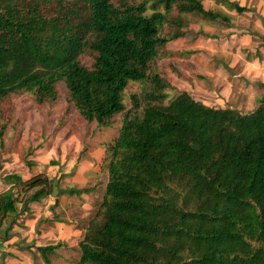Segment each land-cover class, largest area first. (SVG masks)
I'll list each match as a JSON object with an SVG mask.
<instances>
[{
  "label": "trees",
  "instance_id": "trees-1",
  "mask_svg": "<svg viewBox=\"0 0 264 264\" xmlns=\"http://www.w3.org/2000/svg\"><path fill=\"white\" fill-rule=\"evenodd\" d=\"M188 15L232 21L203 0H0V104L23 94L56 102L64 83L87 122L110 127L124 114L76 264H264V94L249 113L186 91L170 98L156 63L185 36ZM131 83L144 86L127 110ZM53 185L37 174L0 193V241ZM54 250L40 248L46 264Z\"/></svg>",
  "mask_w": 264,
  "mask_h": 264
},
{
  "label": "crops",
  "instance_id": "crops-1",
  "mask_svg": "<svg viewBox=\"0 0 264 264\" xmlns=\"http://www.w3.org/2000/svg\"><path fill=\"white\" fill-rule=\"evenodd\" d=\"M232 1L248 8L243 13V38L240 36L241 41L238 43L241 47L243 46V72L241 75L237 73L233 79L229 75L226 77L225 71L218 65L206 71L207 66L212 65L210 61L212 53L202 54L203 61L207 63L204 65L203 61H198V53L194 52V49L191 50L194 53L187 54L188 57H191L186 70L189 74L188 72L184 73L185 70L183 72L179 70L181 72L179 76L182 78L179 80L177 74L172 75L174 78H171L174 86L181 91L190 93L194 98L198 93L196 90L204 91L206 88L208 90L204 92L210 94L211 91L222 90L228 84L232 87V81L239 84L240 76H243V98L249 97L256 100L258 97L256 89L254 86L246 84L253 81L264 83V48L260 47L263 42L259 44L255 41L257 37L254 36L256 33L264 37V0ZM203 2L206 9L209 10L205 0ZM249 16L256 18L250 22ZM231 23H236V21ZM253 24L254 26H252ZM236 36L233 34V40H236ZM184 39L183 37L178 42L169 44L168 50L176 52L188 50L182 45L188 41ZM249 52L254 54L250 60H248ZM213 62L217 63L218 61L215 59ZM238 62H235L234 65L229 64V67L235 68L234 66H237ZM192 73L196 76H192ZM198 79L205 80L210 86L206 84L204 88ZM199 101L214 107L220 105L218 102V105L209 104L203 99H199ZM97 133H99L97 136L90 135L86 146L78 140L77 147L75 145L73 147L65 146L59 156L54 153L44 155L37 150L27 165L6 173L5 170H9V167L11 168L13 165L6 163L5 168L0 170V193L15 187L17 180L26 181L37 174H46L50 179L56 181L59 187L57 197L50 195L40 202H35L30 205L29 212L15 217L16 223L10 231V237L0 241V264H46L40 251V248L45 247H55L54 251L47 253L51 264H76L80 259L79 243L83 240L86 228L91 221L94 203L99 197H104L109 181L108 169L105 170V161L108 155V146L111 145L109 141L112 140V137L109 134L104 136L103 130ZM86 149L88 150L86 151ZM70 154H75V159H69ZM14 156L13 163L20 160L19 155ZM54 159L60 162L56 166H51V161ZM84 189L89 191L80 194L71 192Z\"/></svg>",
  "mask_w": 264,
  "mask_h": 264
},
{
  "label": "rangeland",
  "instance_id": "rangeland-1",
  "mask_svg": "<svg viewBox=\"0 0 264 264\" xmlns=\"http://www.w3.org/2000/svg\"><path fill=\"white\" fill-rule=\"evenodd\" d=\"M205 2L208 9L221 10L224 14L230 15L231 20L236 21V23H227L223 20L209 21L197 15H188L190 24L188 28L184 29L186 32L184 40L188 41L182 44L188 50L176 52L175 50L172 51L167 48L166 51L168 52V56L164 59H159L156 63L157 69H160L168 76L171 84L172 78H174L172 75L177 74L179 80L182 78L179 76L181 75L179 70L182 72L185 70L184 73L188 72L186 70L188 68L187 66H189V58H191L187 56L188 53L197 52L198 61H203L204 57L202 54L212 53L210 58L212 65L210 67L207 66L206 71L218 65L225 71L227 74H225L226 77L229 75L233 79L237 73L241 75L243 72V46L241 47L240 44H238L241 38H243V14H237L235 11L214 3V1L208 2L205 0ZM255 18V16L254 18L249 16L248 20L251 22L254 21ZM252 26H254V24ZM233 34L237 35L236 40H233ZM240 36L242 37L240 38ZM254 36L257 37L255 41L259 44L264 42V37L261 36V34L255 33ZM260 47L264 48V44L262 43ZM193 49L194 52L191 51ZM253 57L254 54L249 52L248 60ZM215 59H217V63L213 62ZM81 61L90 67L94 59L92 54H86L81 58ZM235 62H238L237 66H234L235 68L229 67V64L234 65ZM204 65H207V63L204 62ZM192 74V76H196L194 73ZM198 80L201 81L199 82L201 86L205 88L207 84L205 80ZM181 81L184 80L181 79ZM262 83L263 82L254 81L248 82L247 84L245 83L247 86L252 85L256 89H254L258 95L256 100L249 97L243 98V76H240L239 84L232 81V87L228 84L224 86L222 90L215 92L211 91L210 94L204 92L208 90L206 88H203L204 91L196 90L198 93L195 97L197 100L203 99L209 104H217L218 102L220 104L219 106H221L220 108H235L241 113H249L257 108L259 104L258 98L264 94V88L261 86ZM143 86L144 84L141 83H131L126 89L125 103L127 105V110L132 106V95L139 94ZM172 86L174 85L172 84ZM174 87L176 91L174 89L171 92L170 98H174L176 94L181 91L176 86ZM58 90L60 92L59 100L56 102H48L43 105L37 104L30 94L14 95L8 100L1 102L0 127H5V132L0 138V170L5 168L6 163L13 164L11 168L9 167V170H5L6 173L14 171L17 167L27 165L30 162L29 159L33 158L37 150L44 155L54 153V155L59 156L65 146L73 147V145H75L77 147L79 144L78 140L82 141L86 146V141L90 139V135L97 136L99 135L97 132L101 130H103L104 136L109 134V136L112 137V140L109 142H111L110 144L112 145L114 144L118 138L117 136L124 119V114L116 116L113 119V125L110 127L104 128L97 123H89L82 118L77 108L70 102L69 91L66 85L64 83H59ZM210 97L213 98L209 99ZM87 150L88 149H86V151ZM14 155L20 156V160L15 163L12 162L15 157ZM70 158L75 159V154H70L69 159ZM59 162V160L54 159L51 161L50 165L56 166ZM107 165L108 159L106 158L105 170L108 169ZM102 200L103 198L99 197L94 203L91 220L95 218L99 211Z\"/></svg>",
  "mask_w": 264,
  "mask_h": 264
},
{
  "label": "water",
  "instance_id": "water-1",
  "mask_svg": "<svg viewBox=\"0 0 264 264\" xmlns=\"http://www.w3.org/2000/svg\"><path fill=\"white\" fill-rule=\"evenodd\" d=\"M58 194H59V187L57 185V182L54 181L52 196L57 197Z\"/></svg>",
  "mask_w": 264,
  "mask_h": 264
}]
</instances>
